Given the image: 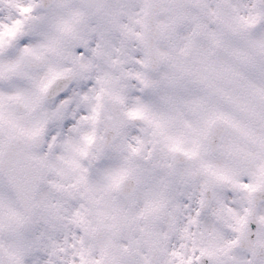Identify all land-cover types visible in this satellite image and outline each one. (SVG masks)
Returning a JSON list of instances; mask_svg holds the SVG:
<instances>
[{
  "label": "snow or ice",
  "instance_id": "obj_1",
  "mask_svg": "<svg viewBox=\"0 0 264 264\" xmlns=\"http://www.w3.org/2000/svg\"><path fill=\"white\" fill-rule=\"evenodd\" d=\"M4 8L0 264H218L221 254L264 264V0H0ZM121 50L149 66L131 73L127 111L143 126L108 117V138L98 137L81 129L98 117L95 82L82 77L97 54ZM177 153L232 189L213 198L231 205L239 195L222 243L188 224L171 234L188 195L175 181L192 175ZM66 202L80 228L58 247ZM65 248L70 262L57 258Z\"/></svg>",
  "mask_w": 264,
  "mask_h": 264
},
{
  "label": "clouds",
  "instance_id": "obj_2",
  "mask_svg": "<svg viewBox=\"0 0 264 264\" xmlns=\"http://www.w3.org/2000/svg\"><path fill=\"white\" fill-rule=\"evenodd\" d=\"M3 11H7V9L0 10V14ZM68 66L72 69V74L75 75L79 72L77 66L72 64ZM148 67V65L137 67L133 57L122 50L117 52L115 56L111 52H100L97 54L82 78L85 80L92 79L95 82L96 87L91 103L98 105V117L94 124L91 121H83L81 129L83 131L95 129L98 137L104 136L108 138L110 131L107 122L108 117L123 120L125 126L130 129L142 127L143 121L129 117L127 111L135 103L132 94V87H135V85H132V81L135 77L131 73L136 71L146 72ZM136 83H139V81H136ZM136 91L139 92L141 89L136 88ZM96 93H99L98 99ZM117 94L121 97L120 100L114 98ZM145 147L151 148L152 146L146 144ZM175 156L178 159L184 160V168L191 170L192 175L175 181L187 190L188 195L186 203L184 201L177 203L176 223L171 234H176L175 229L188 224L189 230L196 234L198 238L206 239L212 236L217 240V243H222L226 239L225 233L229 231L228 225L232 223V217L225 209L229 206H234L240 199L239 195L233 192V195L228 197L232 201L231 205L226 204L223 199L217 200L213 198L214 193L223 194L225 192H232V189L227 187L223 182L217 181L214 177H209L202 172L195 171L198 168V161L187 160V158H183L181 153H177ZM66 179H70V177ZM260 199L264 200V197ZM66 204L67 208L58 220V224L60 225L59 232L52 234L54 241L59 233L64 234L60 237L58 247L60 244L66 242L69 233L80 228L79 224L68 218L74 209H72L70 202H66ZM189 218L193 219L194 223L189 224ZM43 223L46 224L47 221H43ZM56 255L62 261L64 258H67L69 262L71 261L66 248L63 251H58ZM98 256V247L94 245L89 252V257L95 259ZM227 259L228 257L221 254L217 257V262L218 264H225Z\"/></svg>",
  "mask_w": 264,
  "mask_h": 264
}]
</instances>
